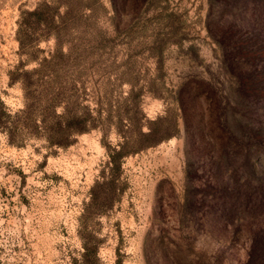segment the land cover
<instances>
[{"label":"rangeland","instance_id":"374dc122","mask_svg":"<svg viewBox=\"0 0 264 264\" xmlns=\"http://www.w3.org/2000/svg\"><path fill=\"white\" fill-rule=\"evenodd\" d=\"M245 1L0 0V101L25 107L11 73L39 64L18 21L46 3L66 16L65 57L33 79L57 114L95 125L66 148L0 129V264H75L85 243L102 264H248L262 250L264 45L235 55L229 37L264 41V0Z\"/></svg>","mask_w":264,"mask_h":264},{"label":"trees","instance_id":"16d2710c","mask_svg":"<svg viewBox=\"0 0 264 264\" xmlns=\"http://www.w3.org/2000/svg\"><path fill=\"white\" fill-rule=\"evenodd\" d=\"M130 1L133 2L136 8H139L141 5L151 0ZM219 1H222L225 8L230 9L236 4H243L242 2L244 0ZM247 1L252 0H246L245 2ZM57 9V6L41 3L33 11L22 12L18 21L17 39L20 44V52L28 55L27 62H38L39 67L28 71L23 70V64H21L11 73V83H21L24 90L25 107L23 109L11 113L4 103L0 101V129L8 135L11 144L20 145L19 142L22 135L25 134L26 136H33L36 138L45 137L52 146L66 148L73 143L75 136L87 133L95 127L90 115L86 111L81 114H71L70 112L57 114L56 110L59 106L57 95L49 96L51 94L50 91H48L47 88L40 89V87L37 86V81L33 79L34 75L41 73L46 65L65 57L61 51L62 42L60 40V35L63 31V25L66 23L64 21L66 16L61 17L60 22H57ZM259 35L260 34L256 36ZM241 36L242 34L240 33H230L229 41L234 45L232 50L235 52V55L240 53H238L239 49L250 47L257 50L256 46L264 45V41H258V37L253 36L252 38H246L249 40L247 46L241 47L238 43H235L242 42ZM52 37L56 39V47L54 51L50 53V59L39 60L36 55H33L28 50L30 45L38 44L42 40H48ZM219 44H222L220 40ZM258 50H260L259 47ZM256 72L258 71L256 70ZM251 76L256 79L254 74ZM36 87H38L39 91V96L37 98H35L34 91H32L33 88ZM34 115L40 116L39 123L34 122ZM261 249L262 250L258 247L257 249H253L248 264H264V246ZM75 264H102L98 256L97 247H91L85 243L84 252L81 254L79 260H75ZM117 264L121 263L118 261Z\"/></svg>","mask_w":264,"mask_h":264}]
</instances>
